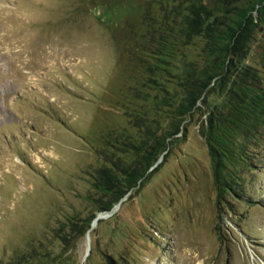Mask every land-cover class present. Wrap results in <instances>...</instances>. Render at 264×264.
<instances>
[{
    "label": "rangeland",
    "instance_id": "rangeland-1",
    "mask_svg": "<svg viewBox=\"0 0 264 264\" xmlns=\"http://www.w3.org/2000/svg\"><path fill=\"white\" fill-rule=\"evenodd\" d=\"M181 1L0 0V264H264V120L219 191L192 112L92 224L110 199L97 171L141 170L131 142L166 121L153 78L174 71L152 56ZM199 47L181 48L192 65Z\"/></svg>",
    "mask_w": 264,
    "mask_h": 264
},
{
    "label": "trees",
    "instance_id": "trees-1",
    "mask_svg": "<svg viewBox=\"0 0 264 264\" xmlns=\"http://www.w3.org/2000/svg\"><path fill=\"white\" fill-rule=\"evenodd\" d=\"M181 8L179 29L169 33V45L152 56L158 59L157 69L174 71L173 87L164 82H168L165 74L162 80L153 78L154 84L161 83L155 86V103L165 107L162 117L166 121L151 140L144 135L148 142L143 151L141 141L131 142L128 151H139L135 160L142 165L141 170L138 164L129 168L128 161L119 171H97L101 180L95 185L110 196L99 211L110 212L124 195L137 189L161 153V146L189 120L192 112L202 116L198 131L207 145L213 181L219 191L234 162L245 158L241 146L264 120V62L253 50L258 45L255 32L264 27V0H182ZM195 39L200 42V60L192 65L181 48ZM175 57V66H168ZM94 216L86 218L87 228Z\"/></svg>",
    "mask_w": 264,
    "mask_h": 264
},
{
    "label": "water",
    "instance_id": "water-1",
    "mask_svg": "<svg viewBox=\"0 0 264 264\" xmlns=\"http://www.w3.org/2000/svg\"><path fill=\"white\" fill-rule=\"evenodd\" d=\"M113 210H114V207H113L112 210H111L110 212H108L107 214L98 215L97 217H95V219L93 220L92 224H93L94 222H96L100 217L105 216V215H110V214L113 212Z\"/></svg>",
    "mask_w": 264,
    "mask_h": 264
},
{
    "label": "bare ground",
    "instance_id": "bare-ground-1",
    "mask_svg": "<svg viewBox=\"0 0 264 264\" xmlns=\"http://www.w3.org/2000/svg\"><path fill=\"white\" fill-rule=\"evenodd\" d=\"M194 257H196V255H194ZM195 260V259H194Z\"/></svg>",
    "mask_w": 264,
    "mask_h": 264
}]
</instances>
